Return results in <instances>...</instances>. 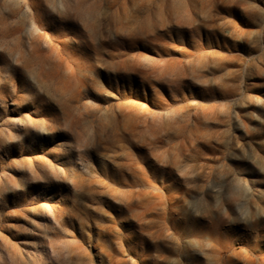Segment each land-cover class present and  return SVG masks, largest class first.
Masks as SVG:
<instances>
[{"label": "rangeland", "instance_id": "374dc122", "mask_svg": "<svg viewBox=\"0 0 264 264\" xmlns=\"http://www.w3.org/2000/svg\"><path fill=\"white\" fill-rule=\"evenodd\" d=\"M0 264H264V0H0Z\"/></svg>", "mask_w": 264, "mask_h": 264}]
</instances>
